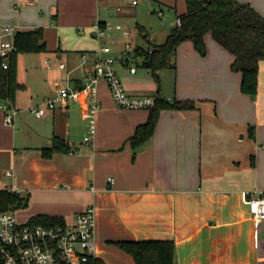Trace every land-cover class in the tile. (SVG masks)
<instances>
[{"label":"crops","instance_id":"1","mask_svg":"<svg viewBox=\"0 0 264 264\" xmlns=\"http://www.w3.org/2000/svg\"><path fill=\"white\" fill-rule=\"evenodd\" d=\"M140 1L126 3L134 11ZM156 1L158 26L148 31L138 25L146 30L141 39L114 28L124 42L136 40L143 49L162 43L187 9L186 0ZM239 1L264 15V0ZM130 8L111 0H0V23L42 27L46 44L39 55H16L24 86L12 102L18 110L13 123L5 121L8 99L0 98V189L21 194L26 207L20 216L28 220L49 214L67 221L95 203L96 256L106 264H136L115 242L125 239H173L176 264H264V220L255 221L244 198V191H264V59L255 96L243 92L242 72L232 68L235 55L211 32L205 34L206 54L191 39L182 41L174 65L158 70L159 81L142 55L134 72L117 65L129 93L194 102L163 108L153 135L136 148L130 137L150 109L118 106L104 79L91 142L84 140L87 91L41 116L30 110L60 84L81 86L101 45L94 26L108 22L105 10L119 15ZM28 56L39 63L23 69ZM32 74L36 78L29 80ZM54 135L71 150L46 157L42 148Z\"/></svg>","mask_w":264,"mask_h":264},{"label":"trees","instance_id":"2","mask_svg":"<svg viewBox=\"0 0 264 264\" xmlns=\"http://www.w3.org/2000/svg\"><path fill=\"white\" fill-rule=\"evenodd\" d=\"M187 9L179 14L181 24H175L159 44L150 49L142 48L143 65L150 68L159 81L158 70L174 65L178 45L191 39L201 54H206L205 34L212 35L234 55L232 68L242 72L241 89L255 96L258 92V72L260 61L264 59V15L249 2L239 0H186ZM101 25L106 22L100 21ZM145 37L146 34H144ZM43 28L19 29L16 43L19 51H43L46 44L43 40ZM18 51V52H19ZM17 52V53H18ZM14 54L9 68L0 64V98L13 102L16 92L24 84L18 79L16 55ZM188 100H170L157 95L155 105L151 106L147 120L139 124L130 137L133 148L148 141L153 135L156 123L163 108L193 107ZM56 150L70 151L68 141L58 135L53 136L52 144L42 148L43 154L49 157ZM25 204L24 198L17 191L0 189V211L15 209ZM32 223L64 222L63 216L37 214L30 219ZM120 247L130 252L136 264H176L175 243L173 239H125L115 241ZM87 264H106L99 257H94Z\"/></svg>","mask_w":264,"mask_h":264},{"label":"built area","instance_id":"3","mask_svg":"<svg viewBox=\"0 0 264 264\" xmlns=\"http://www.w3.org/2000/svg\"><path fill=\"white\" fill-rule=\"evenodd\" d=\"M133 4L138 0H131ZM159 13H162L160 10ZM181 17L176 23L181 24ZM127 29L121 24L112 25L99 22L94 26V35L103 43L110 29ZM19 25L13 23H0V64L9 68L12 57L19 51L16 43V34ZM139 43L126 41L116 54H112V47L107 44L100 45L93 68L88 69L80 87L60 84L56 92L43 103L35 104L30 110L41 116L51 109L70 99L79 98L85 90L88 93V103L85 106V115L88 118V134L84 137L86 142L93 140L96 132V117L100 108L98 98V83L104 79L118 106L124 108H150L155 105V94L129 93L117 71V65L130 67L132 72L137 69V59L142 55ZM86 53L81 58H86ZM5 121L13 123L18 110L10 100L4 104ZM109 181L115 178L110 175ZM245 201L256 222L264 220V191L254 193L244 191ZM97 235V208L95 203L88 204L84 209L74 213L70 220L55 223H32L27 220L21 223L14 210L0 211V264H87L96 257Z\"/></svg>","mask_w":264,"mask_h":264},{"label":"rangeland","instance_id":"4","mask_svg":"<svg viewBox=\"0 0 264 264\" xmlns=\"http://www.w3.org/2000/svg\"><path fill=\"white\" fill-rule=\"evenodd\" d=\"M117 1L124 2L126 4V7L130 8V5H128L126 3L127 0H111V2H117ZM152 1H155V2H151V1L149 2L148 0H141L140 3L136 6V9L134 11L131 10V8H130V10L123 11L119 15L117 13H115V10H113V9L111 10V12L108 10H105V12L107 13V17H108V23H111L112 25H116L119 23L124 27V29H127V30L130 29L132 35H136L138 39H141V38H143L142 34H143L144 29H139L138 25L144 26L145 29L148 31H152L150 29L151 26L156 28L158 26L157 24H159L161 21L159 18V14H157V12L152 11V8H154L155 6L157 7L159 2L156 0H152ZM165 8L168 9L169 7H165ZM146 30L144 32H146ZM107 33H108V35L105 37V40L103 41V43H100L99 40H97V41L101 45H103V44L110 45L112 47V54H116L124 43V41H123L124 36L122 35L123 32L120 30H116V29H110ZM132 43H138V42L136 40L135 41L133 40ZM22 52H24V51H22ZM22 52L19 51L18 55L20 56L22 54ZM24 53H26L27 55H30V53H32V55L33 54L39 55L40 51H25ZM28 58H29L28 65H22L23 69H25L26 66L29 67V66H33L34 64L39 63V61L35 58H30V56H28ZM26 74H28V73H26ZM42 76H44V73ZM34 78H36V74H32V76L30 75V77L28 79L31 80ZM29 86L34 87L33 83H30ZM25 207H26V205L25 206H18L14 209V212H15L18 220L21 223H24L28 220L27 217H21L20 216L24 213Z\"/></svg>","mask_w":264,"mask_h":264}]
</instances>
